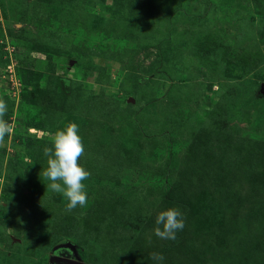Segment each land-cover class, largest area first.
Listing matches in <instances>:
<instances>
[{"label": "rangeland", "instance_id": "374dc122", "mask_svg": "<svg viewBox=\"0 0 264 264\" xmlns=\"http://www.w3.org/2000/svg\"><path fill=\"white\" fill-rule=\"evenodd\" d=\"M262 85L264 0H0V264L67 242L83 264H264ZM70 122L91 173L72 211L43 176Z\"/></svg>", "mask_w": 264, "mask_h": 264}, {"label": "clouds", "instance_id": "9594fccd", "mask_svg": "<svg viewBox=\"0 0 264 264\" xmlns=\"http://www.w3.org/2000/svg\"><path fill=\"white\" fill-rule=\"evenodd\" d=\"M8 112L7 102L0 99V144L5 137L13 132L12 125L4 119ZM47 157V168L43 169V176L50 181L46 186L51 191L62 194L68 201V211L75 210L78 206L87 204L88 196L86 184L91 173L80 163L85 154V146L79 135V125L75 122L68 123L63 129L54 135L51 147L43 149ZM156 227L154 235L164 240H175L177 233L185 227L184 213L179 208H168L159 212L155 218ZM149 258L162 262L161 253H151Z\"/></svg>", "mask_w": 264, "mask_h": 264}, {"label": "water", "instance_id": "95a60500", "mask_svg": "<svg viewBox=\"0 0 264 264\" xmlns=\"http://www.w3.org/2000/svg\"><path fill=\"white\" fill-rule=\"evenodd\" d=\"M260 93L264 95V86H261ZM60 249H67L70 253V255L67 256H58V255H51L49 256V264H83L80 260V258L76 254L75 246L67 242L65 244H61L58 246H55L53 248V252L60 250Z\"/></svg>", "mask_w": 264, "mask_h": 264}, {"label": "trees", "instance_id": "16d2710c", "mask_svg": "<svg viewBox=\"0 0 264 264\" xmlns=\"http://www.w3.org/2000/svg\"><path fill=\"white\" fill-rule=\"evenodd\" d=\"M200 49H202V48H199V46H198V47H197V51H198V53H199V58H200V59H203V58H204V60H205L206 56H207V57H211V56H213L212 53L208 51V49H205V48H204V50H200ZM199 51H201V52H199ZM26 127H30V125H27ZM57 251H58V250H57ZM51 252L54 254L53 249H52ZM48 264H49V262H48Z\"/></svg>", "mask_w": 264, "mask_h": 264}, {"label": "flooded vegetation", "instance_id": "af4514ba", "mask_svg": "<svg viewBox=\"0 0 264 264\" xmlns=\"http://www.w3.org/2000/svg\"><path fill=\"white\" fill-rule=\"evenodd\" d=\"M60 251H61V250H60ZM55 254H56V255L59 254V250H58V251H55L54 255H55ZM68 256H69V255H68ZM68 256H67V257H68Z\"/></svg>", "mask_w": 264, "mask_h": 264}]
</instances>
